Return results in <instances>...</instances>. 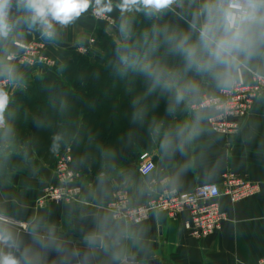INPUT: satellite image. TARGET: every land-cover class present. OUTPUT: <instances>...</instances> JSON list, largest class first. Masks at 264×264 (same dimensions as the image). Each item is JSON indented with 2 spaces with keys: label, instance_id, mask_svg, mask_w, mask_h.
I'll return each mask as SVG.
<instances>
[{
  "label": "crops",
  "instance_id": "crops-1",
  "mask_svg": "<svg viewBox=\"0 0 264 264\" xmlns=\"http://www.w3.org/2000/svg\"><path fill=\"white\" fill-rule=\"evenodd\" d=\"M187 1H191L189 5L184 4V0H174L171 6L196 15L194 19L200 27L205 11L198 6L203 0ZM119 2L112 0L113 11L107 13L114 19L113 26L92 17L93 2L92 7L73 23L67 26L56 24L55 35L49 39L42 35L38 26L29 28L23 22L28 14L17 8L16 0H13L10 21L14 27L7 38H0V91L6 92L9 98L4 117L12 113L9 107L15 95L29 84L43 79L52 83L62 80L65 61L77 54L91 38L96 44L90 49V59L101 66L105 64L104 48L114 42L123 44L129 41L128 27L126 33H121L120 26L127 24L132 12L122 16L115 7ZM195 3L196 7H191ZM33 40L45 43V54L55 60V67L21 65L6 60L15 51L14 42ZM239 67L244 68L246 78L251 73L264 76V48ZM200 85L202 95H211L224 88L208 72ZM207 116V112L187 108L181 111L176 126H172L169 132L152 131L150 123L151 144L146 150L152 155L156 171L147 178L138 172L139 153L125 151V146L132 140L122 135L124 126L120 125L118 116L113 129L112 149L100 155L103 163L112 165L113 170L96 175L79 172L83 185L80 203L41 202L43 189L56 184L54 161L34 153L15 164L6 163L10 156L3 148H10L11 142L17 143L11 145L13 154H10L15 156L20 153L22 145L14 140V134L6 133L2 128L0 213L25 221L29 226L58 228L65 233V239L100 237L104 248L122 258L137 256L142 262L160 258L161 264H259L264 261V95L242 121L236 135L212 132ZM142 140L146 144L147 139ZM226 173L257 183L261 190L256 196L238 203L222 196L219 202L228 220L219 232L204 240H195L185 231L187 213L172 218L164 212H154L143 223L132 224L114 220L106 210L114 191L125 192L134 205H140L164 188L186 193L202 184L222 186Z\"/></svg>",
  "mask_w": 264,
  "mask_h": 264
},
{
  "label": "trees",
  "instance_id": "trees-1",
  "mask_svg": "<svg viewBox=\"0 0 264 264\" xmlns=\"http://www.w3.org/2000/svg\"><path fill=\"white\" fill-rule=\"evenodd\" d=\"M177 11L184 12L170 7L164 14L156 16L159 18L157 24H152L155 16L147 17L143 12L133 11L127 22L131 44L114 42L109 48H104L103 66L92 62L90 57L77 53L65 61L62 80L53 83L48 79L36 80L18 92L9 107L12 113L4 117L3 130L14 134L15 140L21 143L23 150L22 153L10 156V161L6 160V163L15 164L20 159L31 157L28 155L29 151L46 158L50 151L60 146L64 148L56 150L53 159L46 160H53L55 163L56 155L70 147L74 170L80 172L82 154L84 163L95 159L92 165L98 166V161L102 160V152L112 149L113 129L119 116L112 108L117 106L123 92L140 85L147 91L146 88L153 85L147 77H139L143 75L140 66L147 62L156 64L154 61H160L159 59L166 57V53L170 52V49L164 48L156 51L158 41L155 37L165 20L169 19L170 24L181 22L176 16ZM118 50L134 54L132 59L137 66L126 68L122 65L117 55ZM171 50L178 52L176 48ZM163 64H166V60ZM183 65L180 64L179 67ZM159 89H162L160 94L164 97L177 95L176 91L171 93L163 92V88ZM145 96L150 95L146 92ZM152 105L159 107L156 103ZM124 113L127 120L123 121L126 123L122 120L119 122L125 129L124 138H131V146L135 142L138 148L147 152L146 149L151 144L150 122L135 114L128 103ZM145 138L146 144L142 142ZM88 166L85 164L84 168Z\"/></svg>",
  "mask_w": 264,
  "mask_h": 264
},
{
  "label": "built area",
  "instance_id": "built-area-1",
  "mask_svg": "<svg viewBox=\"0 0 264 264\" xmlns=\"http://www.w3.org/2000/svg\"><path fill=\"white\" fill-rule=\"evenodd\" d=\"M237 8L243 0H231ZM170 8V7H169ZM92 17L108 26L114 25V19L109 14ZM95 44L94 39L79 48V55H87ZM15 51L7 56L9 62L21 65L43 66L53 68L55 60L45 54V43L33 40L28 43L14 42ZM264 95V76L251 73L246 78L244 68L239 67L228 87L219 89L211 95H205L192 106L194 111L207 112V124L214 133L233 136L238 134L241 123ZM5 124H0V129ZM54 173L56 184L43 189L41 202L80 203L83 196L81 174L73 168V155L70 147L59 152L55 157ZM156 171V164L149 152L138 156V172L144 177H151ZM260 185L245 180L231 173L223 175L222 186L219 184H202L192 191L180 193L177 190L164 188L156 196L148 198L143 204L134 205L123 191H114L106 206L114 220H125L132 224H141L148 220L154 212H164L172 218H178L187 213L185 231L195 240H204L215 235L228 220V215L220 205V198L226 196L232 203L242 202L259 194ZM0 222L15 227L20 231H28L29 224L25 221L0 213ZM259 264H264L260 261Z\"/></svg>",
  "mask_w": 264,
  "mask_h": 264
},
{
  "label": "clouds",
  "instance_id": "clouds-1",
  "mask_svg": "<svg viewBox=\"0 0 264 264\" xmlns=\"http://www.w3.org/2000/svg\"><path fill=\"white\" fill-rule=\"evenodd\" d=\"M95 4L94 13L104 15L113 11L112 0H16V7L28 15L24 23L29 28L39 27L42 35L51 39L55 35V25L67 26ZM174 0H120L115 6L123 16L128 12H143L145 16L164 14ZM13 0H0V38H7L14 25L10 21ZM191 28V25H190ZM121 33L127 32V24L120 26ZM167 32V29L164 30ZM167 40L180 52L186 62V69L212 73L221 87H228L233 73L243 61L250 59L264 48V0H243L237 8L231 0H210L205 10V19L198 29V37L191 40L190 33L168 35ZM119 61L126 68L136 67L134 54L118 50ZM140 71L153 85H172L165 80L168 70L152 62L140 66ZM183 98L177 91L176 99ZM9 98L0 91V124ZM0 264H17L10 255L0 258Z\"/></svg>",
  "mask_w": 264,
  "mask_h": 264
},
{
  "label": "rangeland",
  "instance_id": "rangeland-1",
  "mask_svg": "<svg viewBox=\"0 0 264 264\" xmlns=\"http://www.w3.org/2000/svg\"><path fill=\"white\" fill-rule=\"evenodd\" d=\"M191 1L184 0V4L189 5ZM210 6V0H203L201 4L198 6L201 8V10L205 11ZM169 7H172L171 5ZM191 7H196L191 6ZM175 9V8H174ZM169 10V9H168ZM178 10V9H175ZM176 16L179 18V21L174 24L169 23V19L165 20L163 22L162 28L157 30V36L155 37V40L158 41V45L155 48V50H161L164 49H170V52L166 53V57H163L162 59H159L160 61H154L156 64L161 65L162 67L166 68L168 70V75L165 76V80H167L170 83H173V85L169 88H165L162 84V87H156L154 85H151L147 87V91L141 88V85L139 87H134L133 89H129L126 92H123L124 94L121 95L119 98V102L117 106L112 108V111L115 113H124V109L126 104L131 106L133 108V111L135 114L143 117V119L147 120L152 124V131H155L156 129H161L163 131H171L172 126H176L175 122L179 118V114L181 111L190 108L192 110V106L195 105L198 101L202 99L204 94L202 95V90H200L201 85L200 83L203 81V78L206 77L207 72H197L194 69H186V62L183 57V55L180 52H174L171 50V48H175L173 44H171L167 40V36L175 33L177 36L180 34L190 33L191 40L195 41L198 37V29L199 26H197V23L194 21L193 18H195L194 14L190 11H177ZM153 18V17H152ZM159 18H156V16L152 19V24H157L159 22ZM168 25V26H167ZM191 25V28H190ZM195 27H198L195 29ZM167 29V32L164 30ZM94 39V38H91ZM95 40V39H94ZM96 44V40H95ZM94 44V45H95ZM123 44H131V42L126 41ZM91 52L89 54L84 55L90 57ZM104 55V52H103ZM166 64H163L165 62ZM180 64H184L183 67H179ZM141 78L146 77L144 74L139 76ZM150 80V79H148ZM151 81V80H150ZM163 88L164 91L169 92H182L183 98L177 101L176 96L171 97H164L160 94ZM148 93L150 96H145V93ZM175 92V93H176ZM166 93V92H165ZM152 94V95H151ZM167 94V93H166ZM157 104L159 107H155ZM115 110V111H114ZM122 122L125 124L126 122L123 120L126 119V115L123 114L122 116L119 115ZM157 122V123H156ZM156 123V124H155ZM161 126H160V125ZM125 130V129H124ZM124 132L122 133V135ZM127 134V133H126ZM16 137V136H15ZM14 137V140H15ZM96 137V136H95ZM142 141V140H141ZM143 142V141H142ZM144 143V142H143ZM17 144V143H14ZM12 142L10 144V148H3L5 151L8 150L9 153L8 156H11V145H14ZM21 144V143H20ZM64 147H56L54 150L50 151V154L46 156L45 159H53V154L58 149H63ZM96 148V147H94ZM126 152L136 151L137 153L143 152L140 148L133 145L131 146V143L127 144L125 146ZM23 146L21 148L20 153H22ZM148 152V151H147ZM86 153V152H85ZM89 153V150H88ZM13 154V153H12ZM34 152L29 151L30 156H33ZM84 156L82 154L81 158V167L80 173L82 175H96L98 173L103 172H111L113 170V166L109 165L106 166L103 164V161H98V166L92 165L95 159L88 160V162L84 163ZM89 165L87 168H84V165ZM99 171V172H97Z\"/></svg>",
  "mask_w": 264,
  "mask_h": 264
},
{
  "label": "water",
  "instance_id": "water-1",
  "mask_svg": "<svg viewBox=\"0 0 264 264\" xmlns=\"http://www.w3.org/2000/svg\"><path fill=\"white\" fill-rule=\"evenodd\" d=\"M55 227L30 226L28 231L0 222V258L10 255L17 264H161L137 256L116 255L102 245L100 237L65 239Z\"/></svg>",
  "mask_w": 264,
  "mask_h": 264
}]
</instances>
